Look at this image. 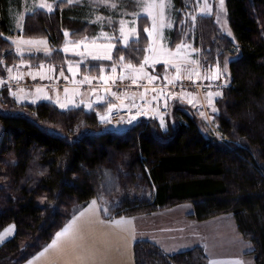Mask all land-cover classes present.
Returning <instances> with one entry per match:
<instances>
[{
  "label": "trees",
  "instance_id": "obj_1",
  "mask_svg": "<svg viewBox=\"0 0 264 264\" xmlns=\"http://www.w3.org/2000/svg\"><path fill=\"white\" fill-rule=\"evenodd\" d=\"M18 1L0 0V13ZM130 1L121 0L114 8ZM53 2L51 11L35 8L23 17V34L48 39L51 50L46 53L18 55L5 37L12 33L11 24L0 15L1 77L21 60L32 66L78 61L82 68L109 71L119 57L132 64L142 61L148 44L142 29L127 46L117 44L108 59L81 60L62 52L65 31L72 40L96 38L100 27L109 28L106 18L115 12L89 0ZM186 2L172 0L169 33L174 40L182 36L175 38L183 28ZM225 6L233 40L210 15H198L194 27L195 45L204 46L201 67L209 70L225 59L229 65L231 83L215 100L214 123L221 136L204 134L198 116L185 111L177 98L168 103L164 126L155 117L141 116L119 130L101 121V105L61 108L40 100L15 106L7 91L0 93L3 103L16 107L0 110V230L15 225L14 234L0 244V264H20L45 246L79 207L98 195L112 160L125 175L145 181L150 192L148 198H127L113 216L186 201L198 220L231 213L243 238L252 243L254 264H264V0H225ZM96 12L103 15L101 23L90 20ZM139 18L147 21L144 15ZM171 117L173 124L167 122ZM79 121L84 131L77 135ZM115 152L125 157L123 163ZM133 257L134 264H208L201 245L166 253L147 239L134 242Z\"/></svg>",
  "mask_w": 264,
  "mask_h": 264
},
{
  "label": "rangeland",
  "instance_id": "obj_2",
  "mask_svg": "<svg viewBox=\"0 0 264 264\" xmlns=\"http://www.w3.org/2000/svg\"><path fill=\"white\" fill-rule=\"evenodd\" d=\"M70 1L73 2L77 0ZM89 1L96 5L108 4L109 6H111L109 8L115 13L109 15L108 18H106V20L108 21L109 28L100 27L96 38L87 40H72L69 35H65L63 44L59 47V49L62 52L74 55L75 57H77V59L81 60L85 56L91 58L99 57L103 59H108L104 57L111 58L113 50L117 44L122 47L127 46L131 39L136 38L137 33L141 29L143 31L144 29H148L147 32L144 31L148 39V44L146 43L145 45V48L147 47V49L142 61L139 64H132L130 63V61L124 58L123 60H121V57H119L118 60L115 61V64L111 66L110 71L104 68V66H101L99 70H97L98 68L88 69V66L82 68L80 67V63L78 61L65 62L64 65L58 66L46 64L48 67L53 68L55 71H59L60 76L58 78L60 79L58 81H65V79H67L70 80L73 84L77 85L72 86L69 83L71 86L66 87L62 91L58 90L61 89L60 85H56L58 81L54 83V86H49L41 78V80L37 78L39 81L38 83L34 81L33 78H30L28 76L29 78H23V80L26 81V84L19 86L21 84L16 82V85L18 87L17 89H20L22 92L27 93H22L23 95H19V100L36 102V99L32 98L28 93L33 90L34 92L42 94L40 98L51 100L56 103L59 107L63 105L64 107L61 108H67L77 105H83L85 108H89V105L93 107V104L95 102L100 101L102 103L98 105H101L102 111L99 113V118L101 116H108V120L110 121L108 122L110 123L109 125H111L112 127H117L119 130L124 129L123 124H131L141 116L155 117L156 119H158V121H160L161 125L163 122L162 126H164L166 124L164 115L166 114L148 115L144 113L145 108L139 105L140 100L145 96V91L147 90L153 95L159 94L162 95V97H166L167 104L169 103V101H175V99L177 98L178 101L184 103V106L181 105V107H183L185 111H187L188 113L192 112L198 116V119L200 121V129L204 134L207 135L209 133H215L221 136V134L216 131V126L214 123V113L216 112L215 100L221 95L223 87L230 85H226L224 83L228 76L231 79V75L227 59H225L226 61L224 60L225 62L223 65L219 66L215 63L214 67L209 70L203 69L200 65V54L201 52H203L204 46L201 43H199L200 46L195 45L194 27L197 22L199 23V21H197V19H199L198 15L203 16L200 13L202 12L204 7V0H187L186 9L181 10L182 23L184 25H181V27L183 28L177 31V35L175 37L177 38L178 35L182 33V36L179 37V40H174L170 38L169 33L170 29L173 26V21L170 16L172 0H165V3L169 6L164 9L163 20H161L160 18L159 9H149L147 7H141L137 3L135 4L134 0L130 1V5L120 7L118 9L114 8L115 6L113 7V5H118L121 0ZM142 2L151 3V0H142ZM209 2L212 5V14L210 15V18L213 19L217 29L222 34H224L225 37L233 40L234 36L227 18L225 0L222 7L220 6L219 0H209ZM10 3L11 4L7 6L6 13L3 14V12H1L0 15L4 18H7L9 23L11 24L12 33L7 36H9L8 39L13 44L14 51L20 56L25 54H34L39 51L45 53L50 52L51 48L49 46L48 39L45 36H27L22 32V25L23 17L27 12H30L35 8L48 10L49 6H51L52 9L54 7L53 0H19L17 3ZM41 4L45 5V7L41 8ZM149 11L152 12V15L156 16L155 30H153L152 18L147 14ZM141 15H144L147 18V21L139 18V16ZM191 16H196L195 21L191 19ZM217 17H219V19H217ZM102 19L103 15L98 12L94 13L92 17H90V20L96 23H101ZM121 21H123L124 35L128 37L127 43L125 42L124 38L121 36L119 31L121 27ZM179 22L180 21H178V23ZM187 23L191 26H188ZM188 32H190L191 34H188ZM65 33L69 34L68 31H65ZM149 33H151V35H149ZM192 34L193 37H190L189 35ZM199 38V40L201 41V36H199ZM28 41H31V43H28ZM146 41L147 40L144 38V42ZM177 46L180 47L178 48ZM205 50L206 49H204V51ZM145 58H147L146 63ZM27 63L28 61L21 60L18 63L9 65L6 70L15 65L20 67L21 65H25ZM29 65L32 66L31 64ZM129 65H131V67H129ZM113 69H115V71H113ZM189 70L191 71V73L194 74H196V72H199L201 78L188 76L187 73ZM217 71H219L220 73L218 77ZM61 73H64V75H61ZM6 75L7 71L4 78L0 76V81L4 82L0 84V93H2L3 91H7L8 95L13 97V99L16 101L15 106H18V104L20 103H27L18 101L17 97L14 95L15 89L7 84L22 77H15L14 74L8 77H6ZM121 76L127 77L135 83L141 81L143 82V80H146V82L149 83L157 81L160 84H164L165 82L177 83L182 81L183 87H180L179 89H170L167 87L142 88L143 90L137 94L140 95L139 99L134 100L139 110L135 109L133 111L131 110L132 107L129 105L126 107H121L119 105V97L129 92L124 91L120 94L113 95V92L110 89L111 85H108V87L106 88H95L91 84L92 79H97L98 81L104 83H110V81ZM214 79L221 80L222 82V86L216 91L201 93L197 90L190 89L187 86L189 80L209 82L214 81ZM44 83L46 84L47 88L51 90L50 92H52V94L46 92L44 87H39L45 86L43 85ZM67 84L68 83L66 82V84L64 85ZM206 95L212 96L213 108L211 109L209 104H206L205 102L204 97ZM202 104L205 105V108L202 106ZM109 107H111L112 109L116 107L128 108L130 110V115L131 111L135 114H132L133 116L129 115V118L127 119H123L120 121H112L109 118ZM14 109H16V107L3 103L0 100L1 111H9ZM130 120L131 122H129ZM167 122L169 124L174 123L172 117L168 119ZM81 128L82 122L79 121L76 125L77 135L83 133L84 129L81 130ZM113 156L114 155H111L112 158ZM115 158L121 161L122 163L125 159V157L121 155V153H116ZM112 162L113 163L111 164V167L105 170L104 178L101 181L97 191L101 203V209H108L107 213L104 212L105 216L114 214V210L118 206L122 205L127 200V198L142 199L148 198V196L150 195L149 188L145 184V181L141 180L139 177L131 178L129 175H125L122 165L120 164L118 168V165L115 164L113 160ZM71 207L73 209L75 208V206ZM229 214L233 216L231 213ZM246 241L252 246V243L249 240L246 239ZM210 259L214 262L213 264H226V262L222 259L220 255H214L213 253H211ZM245 264H247V262Z\"/></svg>",
  "mask_w": 264,
  "mask_h": 264
},
{
  "label": "crops",
  "instance_id": "obj_3",
  "mask_svg": "<svg viewBox=\"0 0 264 264\" xmlns=\"http://www.w3.org/2000/svg\"><path fill=\"white\" fill-rule=\"evenodd\" d=\"M5 37L8 38L9 36ZM9 69L6 77L14 74L15 77H30L33 80L41 78L45 83H48V81L56 83L60 79L58 78L60 76L59 71H55L45 64L30 66L27 63L20 67L15 65ZM187 74L188 76L201 78L199 72L194 74L189 70ZM65 81L68 84L61 86V89L58 90L63 91L68 86L77 85L70 80L65 79ZM45 83L43 84L45 86L39 87H44L46 92L52 94ZM14 92L18 101H20L19 95H23L22 93L27 94L20 89H15ZM28 93L36 99V102L48 100L40 98L42 94L33 90ZM139 97L140 95L125 93L119 97V105L121 107L129 105L132 107L131 110H139L134 102ZM204 99L206 104H209L210 109L213 108L212 96L206 95ZM101 103L97 101L93 106ZM132 114L135 113L131 111ZM92 201L97 202L96 210L86 212L84 216H79L80 212L88 208ZM192 212V204L186 201L148 213L105 216L97 195L77 209L63 226L53 234L51 240L45 246L20 264H134L133 244L139 239L152 241L166 253H174L201 245L208 257V264L214 263L210 259L211 253L220 255L226 264H235V262L253 264V246L241 236L233 216L229 213H222L198 220L192 215ZM74 216L79 217L76 224L78 238L74 240L73 234L70 232L68 235L61 237L54 246L49 247L56 239V233L60 232ZM121 219H123V223L117 225L115 221ZM5 230L10 231L7 232L3 242L14 234L15 225L13 223L6 224L0 230V235H3ZM3 242H0V244Z\"/></svg>",
  "mask_w": 264,
  "mask_h": 264
},
{
  "label": "built area",
  "instance_id": "obj_4",
  "mask_svg": "<svg viewBox=\"0 0 264 264\" xmlns=\"http://www.w3.org/2000/svg\"><path fill=\"white\" fill-rule=\"evenodd\" d=\"M34 81L38 82V79H35ZM16 82H18L19 86H22L23 84H26V81L23 80V78H18L15 81H12L10 83H7L9 86H12L14 89H17ZM66 84V81H58L56 85H64ZM91 84L93 87H102L106 88L108 85H111V91L114 94H120L124 91H127L131 93L132 95H137L142 91V88H152V87H167V88H174L179 89L180 87H183L182 81L177 83H164L160 84L157 81H153L151 83L146 82V80H143V82H132L127 77L121 76L118 78H115L114 80L110 81V83H104L101 81H98L97 79H92ZM47 85L54 86L55 84L52 81H48ZM185 85V83H184ZM187 86L190 89L197 90L201 93H208L212 91L218 90L222 86L221 80L214 79V81L209 82H201L198 80H189L187 83ZM110 87V86H109ZM139 105L141 107L145 108L144 113L148 115H164L167 113L168 110V104H167V98L162 97V95H153L149 91H145V96L140 100ZM202 106L205 108V105L202 104ZM130 110L128 108H114L113 111L109 114L110 120L112 121H120L123 119L129 118Z\"/></svg>",
  "mask_w": 264,
  "mask_h": 264
},
{
  "label": "snow or ice",
  "instance_id": "obj_5",
  "mask_svg": "<svg viewBox=\"0 0 264 264\" xmlns=\"http://www.w3.org/2000/svg\"><path fill=\"white\" fill-rule=\"evenodd\" d=\"M134 2L137 3L141 7H147L149 9H159V15H160L161 20H163V18H164V9L169 6L168 4L165 3V0H151V3H143L142 0H134ZM219 2H220V6L222 7L224 0H219ZM114 6L115 5H113V7ZM40 7L44 8L45 5L41 4ZM48 10L49 11L52 10L51 6L48 7ZM147 14L152 18L153 30H155L156 29V16L152 15L151 11H149ZM200 14L201 15H211L212 14V5L209 2V0H204V7H203V10ZM191 19L193 21H195L196 16H191ZM217 19H219V17H217ZM120 23H121V27L119 29L120 34L124 38L125 42L127 43L128 37L124 35L123 21H121ZM144 31L147 32L148 29H144ZM65 35L67 36L69 34L65 33ZM149 35H151V33H149ZM229 35H230V33H229ZM28 43H31V41H28ZM177 47L179 48L180 46H177ZM97 58H99V57H97ZM104 58H110V57H104ZM121 60H123V57H121ZM146 62H147V58H145V63ZM129 67H131V65H129ZM9 71H10V69H9ZM113 71H115V69H113ZM61 75H63V73H61ZM219 75H220V73H219V71H217V77ZM2 83H4V82L0 81V84H2ZM113 95H115V94L113 93ZM61 107H64V106L61 105ZM89 108H91V105H89ZM112 111H113V109L111 107H109L108 108L109 114ZM100 119L102 122H110L108 120V116H101ZM129 122H131V120ZM162 125H163V122H162ZM96 206H97V202L92 201L91 204L88 206V208H86L85 210L80 212L79 216H84L86 212L96 210ZM103 211L105 213H107L108 209L105 208V209H103ZM78 219H79L78 216H74L72 218V220L69 221V223L60 232H57L56 233V239L53 240L52 245H49V247L54 246L61 237L68 235L70 232L73 234V239L74 240L77 239L78 238V229H76V224H77ZM101 222L103 223L104 221H101ZM115 223L117 225H119V224L123 223V219L117 220V221H115ZM8 231H10V230H5V233L3 235H0V242H3V239L7 235ZM45 251H47V249H45ZM235 264H239V262H235Z\"/></svg>",
  "mask_w": 264,
  "mask_h": 264
},
{
  "label": "water",
  "instance_id": "obj_6",
  "mask_svg": "<svg viewBox=\"0 0 264 264\" xmlns=\"http://www.w3.org/2000/svg\"><path fill=\"white\" fill-rule=\"evenodd\" d=\"M230 83H231V79H230V77L228 76L224 84L229 85Z\"/></svg>",
  "mask_w": 264,
  "mask_h": 264
}]
</instances>
